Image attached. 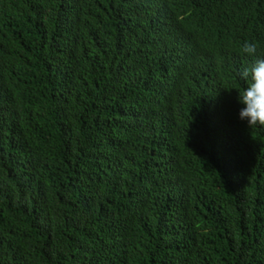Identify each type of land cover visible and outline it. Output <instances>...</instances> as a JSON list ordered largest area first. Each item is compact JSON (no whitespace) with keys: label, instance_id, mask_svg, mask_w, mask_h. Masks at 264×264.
Here are the masks:
<instances>
[{"label":"trees","instance_id":"obj_1","mask_svg":"<svg viewBox=\"0 0 264 264\" xmlns=\"http://www.w3.org/2000/svg\"><path fill=\"white\" fill-rule=\"evenodd\" d=\"M245 41L264 0H0V264H264Z\"/></svg>","mask_w":264,"mask_h":264},{"label":"clouds","instance_id":"obj_2","mask_svg":"<svg viewBox=\"0 0 264 264\" xmlns=\"http://www.w3.org/2000/svg\"><path fill=\"white\" fill-rule=\"evenodd\" d=\"M257 44L245 41L240 48L242 55L254 58L253 63L238 70L237 76L246 82L243 90L239 89V118L246 120L250 127L264 126V55L258 54Z\"/></svg>","mask_w":264,"mask_h":264}]
</instances>
